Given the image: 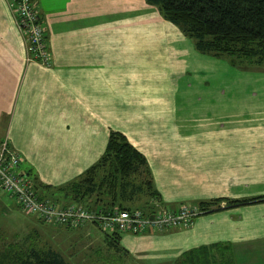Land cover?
Segmentation results:
<instances>
[{
  "label": "crops",
  "instance_id": "1",
  "mask_svg": "<svg viewBox=\"0 0 264 264\" xmlns=\"http://www.w3.org/2000/svg\"><path fill=\"white\" fill-rule=\"evenodd\" d=\"M34 2L50 66L27 61L0 0V145L19 155V171L68 205L59 189L101 160L112 131L121 133L146 157L165 208L224 201L190 228L123 235L134 259L174 263L230 245L236 264H264V202L229 207L264 198V68L244 75L200 54L147 0ZM0 204L8 205L4 192Z\"/></svg>",
  "mask_w": 264,
  "mask_h": 264
},
{
  "label": "trees",
  "instance_id": "2",
  "mask_svg": "<svg viewBox=\"0 0 264 264\" xmlns=\"http://www.w3.org/2000/svg\"><path fill=\"white\" fill-rule=\"evenodd\" d=\"M147 3L190 38L200 54L228 59L239 69L264 68V0H147ZM143 174L149 176V181L138 183L136 178ZM33 181L41 200L52 201L61 208L77 204L96 213H109L119 208L152 215L158 208L154 207V202L162 205L146 159L123 134L117 132L111 133L107 151L97 164L76 181L59 189L65 198L73 201L68 205H61L60 200L52 195H42L36 179ZM147 194L151 203L143 207L125 206L126 202ZM223 202H202L197 207L203 215L211 214L222 211L220 205ZM263 202L264 198L236 200L230 201L229 207ZM147 205L150 209H146ZM102 235L108 248L129 256L121 245L122 234L115 231ZM37 238L31 236L32 243L27 248L19 243L5 244L0 250V264H69L52 247L38 246ZM178 264H236V260L230 245H215L185 253Z\"/></svg>",
  "mask_w": 264,
  "mask_h": 264
},
{
  "label": "built area",
  "instance_id": "3",
  "mask_svg": "<svg viewBox=\"0 0 264 264\" xmlns=\"http://www.w3.org/2000/svg\"><path fill=\"white\" fill-rule=\"evenodd\" d=\"M13 12L16 27L26 45L30 63L50 66L52 55L46 41V29L34 0H6ZM21 159L7 142L0 145V192L12 197L21 212L37 217L45 224L77 229L95 225L102 233L119 232L122 235H141L146 232L163 233L190 228L198 216V207L184 205L176 211L146 215L142 211L129 212L115 208L109 213H96L73 204L61 208L52 201L41 200L34 181L19 171Z\"/></svg>",
  "mask_w": 264,
  "mask_h": 264
},
{
  "label": "rangeland",
  "instance_id": "4",
  "mask_svg": "<svg viewBox=\"0 0 264 264\" xmlns=\"http://www.w3.org/2000/svg\"><path fill=\"white\" fill-rule=\"evenodd\" d=\"M207 57L214 58L211 56ZM226 60L229 61L228 59ZM254 69L260 70V68H236L237 71L235 72L249 75V72ZM230 73L233 72L231 71ZM143 157L146 159L144 155ZM150 172L154 188L157 190L151 169ZM136 181L138 183H147L149 181V176L143 174L136 178ZM6 197L8 205L0 204V250L5 244L9 243H19L20 246L27 248L32 243L30 237L32 236L35 238L38 236L36 240L38 246L45 247L46 245L52 247L54 250L64 255L69 264H144L142 260L134 259L132 256L129 257L131 254L125 248L124 249L129 253H127L129 255L128 257L123 254H117L115 250L108 248L104 241V235H102L101 231L95 225L87 224L83 227H78L77 229L68 230L66 227L55 226L52 224H39L36 221V218L21 212L13 198L8 195H6ZM150 199V196L147 194L126 202L125 206L133 205L135 207H143L148 202L151 203ZM154 203V207H158L157 210H155L156 213L171 211L170 209L165 208L166 206L164 203H162V205L159 203L157 204L156 202ZM147 206L146 209H150V205ZM147 212L149 213V210ZM184 254H182L174 263L161 264H178V261L181 260Z\"/></svg>",
  "mask_w": 264,
  "mask_h": 264
}]
</instances>
